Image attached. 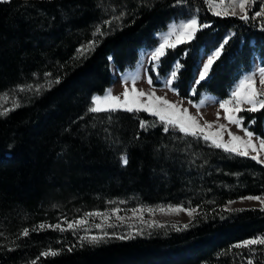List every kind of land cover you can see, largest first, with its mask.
Segmentation results:
<instances>
[{"label": "trees", "instance_id": "trees-1", "mask_svg": "<svg viewBox=\"0 0 264 264\" xmlns=\"http://www.w3.org/2000/svg\"><path fill=\"white\" fill-rule=\"evenodd\" d=\"M256 11L249 9L244 21L213 15L205 0L0 1V95L52 82L19 96V107L0 115V264H247L249 259L264 264V245L229 251L264 236V212L222 209L241 197L264 196L261 164L178 130L165 132L158 121L143 130L141 120L157 119L144 112L88 111L92 97L112 83L111 65L120 73L133 69L172 19L193 14L209 27L166 49L159 66L149 63L148 76L158 87L179 62L172 87L180 98L227 99L254 58L264 67V17L252 19ZM121 13L122 20L104 23ZM97 26L107 35L94 37ZM226 39L221 56L192 92L200 54ZM90 41H96L95 49L80 56L77 50ZM239 116L243 127L255 121L249 131L264 138V109ZM113 198L196 208L197 214L182 231L161 228L147 237L96 245L80 246L68 233L38 229ZM48 250L59 254L41 255Z\"/></svg>", "mask_w": 264, "mask_h": 264}, {"label": "snow or ice", "instance_id": "snow-or-ice-1", "mask_svg": "<svg viewBox=\"0 0 264 264\" xmlns=\"http://www.w3.org/2000/svg\"><path fill=\"white\" fill-rule=\"evenodd\" d=\"M8 2V0H4ZM205 3L208 6L209 11L212 12L215 16L227 17L238 16L239 19L248 21L250 19L248 15V10L255 3V0H228L225 3V0H205ZM261 7L259 11L254 13L252 19L264 17V0H260ZM237 9L239 11L237 12ZM124 13H121L118 16H114L112 20L104 21L105 24H112L117 20H122ZM208 24H199L196 18H190L187 21H182L178 25L173 24L170 26V29L167 34L162 38V42L150 53L151 61L154 64V67L159 66L161 58L166 55V49L175 48L177 44L187 43L195 38L197 31L200 28H207ZM107 35V33L101 31V27L97 26L93 32L94 37H99ZM175 38L174 40L172 38ZM227 39L221 44L217 49H215L207 58V62L203 63L202 69L199 70V79L195 81V84H200L201 81H204L208 76V73L211 69L213 63L221 56L224 45L227 44ZM96 47V41H90L87 45L82 46L78 49L80 56H84L87 52L93 51ZM111 60L112 58L109 57ZM181 64L177 62L173 70L170 73L171 79L166 80V84L171 86L173 81L176 80ZM258 85L255 74H245L237 83L233 91L231 92V98L219 102V107L223 109L224 119L228 121L229 124L236 125L238 128H243V117L238 114L242 111L247 112H257L261 109H264V67L258 69ZM136 77H133L131 80L132 87H124V90L119 95H114L111 89H106L103 95H94L91 99V106L88 111L91 113H115L118 111H123L127 113H148L151 116L157 118L156 121L147 122L145 120L140 121V127L143 130H147L149 127H156L157 121L160 125L163 126V130L168 132L169 129L178 130L184 136H192L194 138L203 139L210 147L217 149H222L224 152L241 156V157H250L252 160L257 163H264V159H261L262 154H264V139H258L257 143L253 142L254 134L247 129H243L244 136L247 139L242 138L241 136L235 135L231 131H228L225 124H213L207 121L201 125L200 121L196 116L191 115L188 110L182 109L178 104L170 102L163 96H157L154 91L146 92L142 89H138L136 85ZM59 81L57 80L56 83ZM148 84L151 85V78L148 79ZM247 105L248 107H243ZM14 107H19V105H14ZM7 111L0 112V115H6ZM217 119H219V113H217ZM111 120V117H109ZM253 123L255 121H252ZM215 128V131L212 129ZM227 132L228 139L225 141L224 134ZM122 165H127L128 159L126 155L121 156ZM255 200L259 201L261 204L260 211L264 212V197L261 196H247L241 197V200ZM232 202L229 201V204ZM231 210V209H225ZM120 211L118 208H114L111 213H102V212H87L84 213L83 217L79 219H74L68 221L67 219L62 220L60 223L55 225H38L39 230H45L46 228H51L52 230H58L61 232L71 231L74 234L83 231L85 235L78 237L80 246H83L85 243L90 245H96L106 240L110 237V234L107 232L108 228H116L119 225L109 223L111 217H115L117 221L120 222V225L124 223V218L117 215ZM133 217L141 219V223L146 224L148 228L153 227H162V225L157 224L155 221L146 222L142 220V213L144 211L153 214L155 211L160 212H186L189 217H193L196 213L195 208H185L184 206H172L168 205L166 208L161 206L157 209L151 208H136L131 210ZM240 211V210H236ZM99 217L101 223L98 224H89L90 218ZM62 225H66L63 227ZM189 225H184L183 228H176V231H182L188 228ZM95 227L98 234L89 235L91 229ZM131 228V226H129ZM33 231L37 229H32ZM143 229L136 230L135 232H129L127 235L117 236L118 239H133L135 236L142 235ZM23 236L29 235V230L24 229L22 232ZM115 236V233L111 234ZM253 245H264V236H258L255 238H250L238 242L232 245L229 251L232 248L236 249H249L251 251V246ZM69 251L73 250V247L68 249ZM59 253L56 251L48 250L41 255L43 256H55ZM226 252H222L219 255H225ZM247 264H253L251 259L248 260Z\"/></svg>", "mask_w": 264, "mask_h": 264}, {"label": "rangeland", "instance_id": "rangeland-1", "mask_svg": "<svg viewBox=\"0 0 264 264\" xmlns=\"http://www.w3.org/2000/svg\"><path fill=\"white\" fill-rule=\"evenodd\" d=\"M0 1H4V0H0ZM227 2H228V0H225V3H227ZM256 7L260 10V7H261L260 0H255V3L252 5V7L250 9H255ZM238 11H239V9H237V12ZM193 17L196 18V15L193 14L185 20L181 19V18L172 19L171 22H169L167 24L166 29L157 34L158 35L157 36V40H158L157 46L159 45L160 42H162L163 36L168 33L171 25H173V24L178 25L180 22L187 21L188 19L193 18ZM172 39L174 40L175 38L173 37ZM177 45H180V44H177ZM153 50H151V51H153ZM151 51H145V52L140 53L139 60H138L139 61L138 66L139 67L137 66L138 68H140V66L143 63H146L150 59L149 57H151L150 56ZM212 52L213 51H211L208 54H204V53L200 54L199 65L195 71L193 82L191 83V91L192 92L194 91V89L197 85V84H195V81L197 79H199V70L202 69L203 63L207 62V58ZM260 67H262V66L259 63V60L257 58H254L252 68L250 69L249 72L245 73V74H255V78L257 79V86H259L258 85V80H259L258 69ZM110 68H111L112 76L114 78H113V81L110 84V86L106 89H111L112 93L114 95H119L120 93L123 92L125 85H127V83H128L127 80L130 78L129 75L131 73H133L134 71H125V72L119 73L113 65H111ZM135 71L136 72H135L134 77L138 78V74L140 73V69H137ZM138 71H139V73H137ZM143 74H145V72H143ZM244 75H242V77ZM148 79L149 78L147 77V81H148ZM167 79H171L170 74L161 80L162 83L158 87L153 86L152 83H151V85H149L148 82H147L148 85L146 86V84L140 82V79H136V85L135 86L138 89H142L146 92L154 91L157 96L165 97L170 102L178 104L182 109L186 108L191 115L197 117V119L200 121L201 125H203L205 121H207L209 123H213L214 125L215 124H225L227 126L228 131H231L235 135H238L244 139H247V137L244 136L243 129H247L249 131V129L251 127H253V123L249 122L246 125V127H243V128H238L236 125L229 124L228 121H226L223 118L224 117L223 109H221L219 107V102H222L224 100H221V99H219L216 96L211 95V94H203L195 101L190 100V99L187 100V99L180 98L177 95V93L171 88V86H168L166 84ZM238 81L233 85V87L230 90L228 98L225 100H228L231 98V92L233 91V89L237 85ZM51 85H52V82L49 81L48 79H46V80H41V81H39L33 85H28L25 87H19V88H16L10 92H6V93L1 94L0 95V112H3L5 110H9V109H10V111H12L13 109H15L16 107H14V105H19V103H20L19 96L29 94V93H38L42 90L49 88ZM127 87L131 88L132 83ZM120 88H122V90H120ZM103 94H104V92L100 95H103ZM243 107L246 108L248 106L244 105ZM10 111H7V113ZM242 112H247V111H242ZM217 113H219V119H217ZM248 113H255V112H248ZM146 114L148 115V113H146ZM262 127L264 130V120L262 123ZM212 130L215 131V128H213ZM224 139H225V141L228 139L227 132L224 134ZM258 139H264V138H260L257 135L253 136V142L254 143H257ZM261 159H264V154H262ZM259 164H261L264 167V163H259ZM259 196L264 197L263 195H259ZM231 202H232L231 204H229V202L226 203L222 209H224V210L225 209H231V210H226V211H236V210H246V209L247 210L248 209H259L260 210V208H261L260 202L255 201V200L237 199V200H233ZM161 206L166 208L168 205H146V204L138 203L133 198H124V199L123 198H118V199L113 198L110 200H105V203L102 207L95 208V209L87 211V212L111 213L114 208L120 209V211L117 213V215L124 218V223L122 225H120V222L117 221L115 219V217H111V219L109 220V223L117 224L119 226L116 228H108L107 229V232L110 234V237L106 241L112 240V239L130 240V239H118L116 237L122 236V235H127V234H129L130 231L135 232L136 230H139V229H143V234L135 236V238L147 237L151 233H153L155 230L161 229V228L176 229L179 227H183L184 225L190 224V222L192 221L194 216L197 214L196 208H195L196 213L193 215V217H189V215H187V213L184 211L179 212L178 214L174 213V212H160V211H155L153 214H149V212L144 211L142 213V217H141L143 221H146V222L155 221V222H157V224L162 225V227L148 228L146 224L141 223V219L133 217V213L131 211L132 209H136V208L157 209ZM172 206H175V205H172ZM87 212H84V213H87ZM83 215L84 214L82 213L80 215L70 217L67 220L72 221L74 219H79V218L83 217ZM64 219H66V218H64V216H61V215L58 216V222L56 224L60 223ZM98 223H101V220L99 217H96L94 219L93 218L89 219V224H98ZM62 226L66 227V225H62ZM129 226H131V228ZM58 233H68L69 238L72 240V242H75L78 245H80L78 237L85 235V233L83 231H80L76 234H74L71 231H64V232L58 231ZM112 233H115V236H112L111 235ZM96 234H98V231H97V229H95V227H93L91 229V232L89 233V235H96ZM85 244H87V243H85ZM254 246L258 247L259 245H253V247Z\"/></svg>", "mask_w": 264, "mask_h": 264}, {"label": "crops", "instance_id": "crops-1", "mask_svg": "<svg viewBox=\"0 0 264 264\" xmlns=\"http://www.w3.org/2000/svg\"><path fill=\"white\" fill-rule=\"evenodd\" d=\"M154 49V48H153ZM153 49H145V50H142L141 52H145V51H151V50H153ZM140 56V55H139ZM150 59H151V57H149ZM148 60L146 63H143L141 66H140V68H138L139 66H138V64H139V61H137V63H136V65H135V67L133 68V69H130V70H126V71H134L133 73H131L129 76H130V78L127 80V85H125V86H129L130 84H131V80H132V78L134 77V75H135V70H137V69H140V73H139V71L137 72V73H139L138 74V78L137 79H140V82H142V83H144V84H146V86L148 85L147 84V77L149 78V76H148V73H147V68H148V65H149V63L150 62H152L151 60ZM138 60H139V58H138ZM138 66V67H137ZM125 72V71H124ZM143 72H145V74H143ZM120 73V72H119ZM144 77H143V76ZM147 75V76H146ZM149 87V86H148ZM150 88V87H149ZM171 88L173 89V87H172V85H171ZM120 90H122V88H120ZM119 90V91H120ZM174 90V89H173ZM175 91V90H174ZM176 92V91H175ZM177 93V92H176ZM178 95V94H177Z\"/></svg>", "mask_w": 264, "mask_h": 264}]
</instances>
